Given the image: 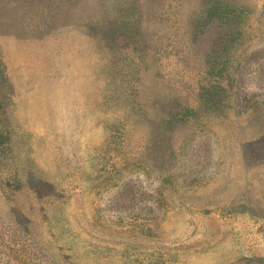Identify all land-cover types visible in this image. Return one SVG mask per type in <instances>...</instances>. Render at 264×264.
<instances>
[{
  "label": "rangeland",
  "instance_id": "obj_1",
  "mask_svg": "<svg viewBox=\"0 0 264 264\" xmlns=\"http://www.w3.org/2000/svg\"><path fill=\"white\" fill-rule=\"evenodd\" d=\"M0 264H264V0H0Z\"/></svg>",
  "mask_w": 264,
  "mask_h": 264
},
{
  "label": "trees",
  "instance_id": "obj_2",
  "mask_svg": "<svg viewBox=\"0 0 264 264\" xmlns=\"http://www.w3.org/2000/svg\"><path fill=\"white\" fill-rule=\"evenodd\" d=\"M213 6H215V5H212L211 7H213ZM213 10H216V7H214V9Z\"/></svg>",
  "mask_w": 264,
  "mask_h": 264
}]
</instances>
